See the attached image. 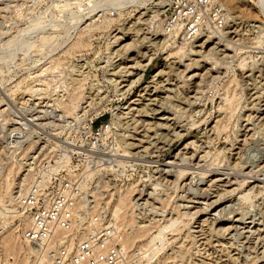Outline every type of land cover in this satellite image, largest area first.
Instances as JSON below:
<instances>
[{"label":"rangeland","instance_id":"obj_1","mask_svg":"<svg viewBox=\"0 0 264 264\" xmlns=\"http://www.w3.org/2000/svg\"><path fill=\"white\" fill-rule=\"evenodd\" d=\"M218 1L226 9L221 26L191 42L186 41L184 52L169 56L168 53L155 52L151 45L163 38L156 35L161 29L156 16L165 0L163 3L162 0H148L144 6L133 3L122 5L118 15L108 16L114 19L108 29L94 31L84 48L71 53L67 51V46L76 29L71 28L67 44L62 43L66 38L64 25H71L69 20L64 23L65 16L55 14L49 22H45L43 14L26 19L25 14L17 9L19 0H0V180L5 177L10 161H18L19 168L10 175V190L14 194L29 170L24 167L31 159L29 156L34 142L42 144L50 136L55 140L65 136L68 141L74 142V138L67 136L70 130L66 128L65 120L70 117L86 122L99 116L95 124L110 121L112 125L104 135L112 129L116 133L115 146L119 144L120 148L116 150L119 154L115 157H119V164H122L118 170L119 181L114 182L113 190L106 195L133 182L132 213L135 219L140 224H158L175 217L173 207L176 203L183 204L179 200L181 195L192 193L189 185L183 192L182 189L177 192L166 190V178L160 169L167 166L160 164L170 162L181 147L191 142L194 148L209 152L208 157L200 162L201 167L207 170L205 177L231 179L233 184L226 186L228 192L218 206L203 212L196 222L182 227L176 234L178 237L169 235L170 242L162 254L165 264H183L187 259L191 263L199 258L209 263L212 255L221 256L228 264H264V15L256 8L254 0H244V13L231 10L222 0ZM66 2L69 7L73 5L71 0H65L63 6ZM56 3L58 8L61 3ZM85 4V1L76 0L77 7L72 9L84 17L79 25L81 28L101 18L92 13H89L90 16L86 13L87 17L81 14ZM52 23L60 24V28H52ZM40 33L54 34L56 41L52 46L47 45L48 48L35 46L25 54V50L15 44L17 39L30 37L40 45ZM171 36L172 42L183 41ZM258 38L260 43H255ZM227 39L233 41V48L226 46ZM126 42L133 45L122 47ZM202 42L207 44L202 48L204 53H194L199 50L196 45ZM216 42L222 43V46L207 52ZM59 43L62 44L58 48H53ZM224 46L227 48L224 52L218 51ZM32 58L42 59L34 66ZM130 59L133 60L128 61ZM148 60L150 62L145 68L142 67ZM242 63L245 65L242 66ZM51 65L54 66L49 69ZM30 75H40L42 80L34 78V81L29 78ZM84 76L83 99L78 113H74L76 116L69 115L60 103L66 100L68 90ZM227 97L234 109L226 115ZM153 109L164 111L162 116L168 117L167 122L152 119ZM218 120L222 124L217 130ZM157 123L165 125L167 130L172 129V132ZM173 131L184 136L179 139ZM153 135L164 137V143L159 144L157 149H152ZM128 165L134 169L133 172L126 171ZM171 169L175 171L176 167ZM187 171L190 178L193 170ZM243 181L246 183L242 185ZM195 182L199 189L206 186V180L200 182L194 178L193 186ZM197 187L194 189L199 192ZM167 193L171 194L169 199L166 198ZM0 197L2 203L9 204L6 193ZM136 198L145 202L143 208L135 204ZM111 199L113 201L114 197ZM1 206L0 210L3 209ZM224 206L227 208L223 209L222 218L243 216L249 224V228L242 230L243 235L225 231L228 226L226 221H212V214ZM4 214L8 221L4 223L0 214V235L17 227L16 231L22 239L23 221L13 213ZM190 234L196 237L193 245L194 238L188 236ZM208 241L210 243L206 245ZM137 244L143 246L144 240H135L131 246ZM181 251L189 256H184V261L180 257L183 254ZM209 253L213 254L209 256ZM257 253L259 258L251 259ZM19 263L23 262L19 259ZM147 264L158 263L152 260Z\"/></svg>","mask_w":264,"mask_h":264},{"label":"built area","instance_id":"obj_2","mask_svg":"<svg viewBox=\"0 0 264 264\" xmlns=\"http://www.w3.org/2000/svg\"><path fill=\"white\" fill-rule=\"evenodd\" d=\"M57 1L60 8H56ZM64 1L19 0L17 9L26 19L43 14L49 22L55 14L68 16L76 9V0H71V7H63ZM81 1L86 3L82 13L98 19L119 13V6L110 0ZM225 10L218 0H169L157 19L163 30L190 41L221 26ZM98 117L86 122L69 117L67 136L74 142L65 136L45 142L47 151L16 199L17 208L28 219L21 232L30 247L27 260L19 263L16 255L0 253V264H145V247L121 241L118 220L103 201L119 181V165L113 148L116 133L112 129L104 135L112 125L110 121L95 124ZM127 169L134 170L130 165ZM95 205H99L97 210Z\"/></svg>","mask_w":264,"mask_h":264},{"label":"bare ground","instance_id":"obj_3","mask_svg":"<svg viewBox=\"0 0 264 264\" xmlns=\"http://www.w3.org/2000/svg\"><path fill=\"white\" fill-rule=\"evenodd\" d=\"M110 1H111V3L117 4L121 8L122 5H126L127 3H130V4L133 3L136 6H144L145 2L148 0H110ZM168 1L169 0H165V2H164V0H162V3L164 2L163 6H165L168 3ZM222 1H223V4L228 6L231 10L236 9L238 12L244 13L243 12L244 8H243V4H242L244 2V0H222ZM78 4H80V3L78 2ZM254 4H255L256 8L264 15V0H254ZM68 5H69V3L66 2L63 7H67ZM75 13L76 12L72 11L70 15L65 16L66 20L64 19L65 20L64 23L66 24V21L69 20L71 22V23L70 22L68 23V24H71L70 27L66 26V25H64L65 27L62 26V27H64V30H65V31H63V30L62 31L66 33V38H67V39L65 38V41L63 40L62 43L66 42V44H67L68 38H70L69 37L70 35L67 37L68 33L70 32V29L74 28V27L76 29V30L74 29L75 33H74V35H72L73 38L68 43V46H67L68 47L67 51H69V52L70 51H72V52L77 51V50L84 48L88 44L87 40L90 38V36L92 35V33L94 31L108 29L111 26L112 22H114L113 18L108 17V16H110V17H113V16L104 15L98 21L96 20V22H90L88 24H85V26L81 28L79 25L82 23L81 21H82V19H84V17H83V15L79 16L80 13H79V15H77L78 12L76 14ZM86 13H88V12H86ZM86 13H81V14L85 15ZM90 14H89V16H90ZM92 15H91V17H92ZM224 17H225V14H224ZM226 18H229V16H226ZM83 22H85V21H83ZM158 24H159V22H158ZM59 26H60V24L55 23L51 27L52 28L54 27V29H57ZM218 27H220V26H217L216 28H212V30L217 29ZM160 28L161 29L158 31L159 33L156 35H161V36H163V38L161 40L151 44L153 46L152 48H154L155 52L168 53L169 56L170 55H177L179 52H184L185 45L188 43V42H186L187 40H184L183 38L176 36L177 34L166 32L165 30H163L162 27H160ZM59 31H60V29H59ZM54 32H56V30H54ZM171 35L175 36V38L179 37V40H183L185 42H183V41L172 42L171 41V39H172ZM39 39H40L39 40L40 45H37L36 42H38V41H35V39L30 38V37H23L21 39H17L15 44L18 45L19 48L25 50V52H24V54H25V53H28L29 50L31 51L32 48H34L35 46H38L40 48H42V46L46 47L47 45L52 46L53 43L56 41V35H54V34H41L40 33ZM260 40L261 39L258 38L255 41V43H260ZM8 42H11V40ZM189 42H191V41H189ZM225 42H226V46L228 48L230 46L232 48L234 47L232 45L233 41H231V39H227V41H225ZM62 43H59L56 45L54 44L55 46H53V48H58ZM141 44H142V42H141ZM205 44L206 43L202 42L201 44L196 45V47L197 46L199 47V50H196L194 53L199 54L200 52H203L202 48L206 47V45H207V44L206 45ZM132 45H133V43H131V42L127 43L126 42V44H124L122 47L129 48ZM218 46H222V43L216 42L215 45L213 47H211V49H208L207 52H209L213 48L216 49ZM226 46H224L225 48L219 49L218 51H220L221 53L224 52L227 49ZM46 48H48V46ZM237 49L238 48L236 47V50ZM67 51L65 50V52H67ZM39 52H40V50H39ZM36 56H38V55H36ZM32 59H34V58H32ZM41 59L42 58H35L34 61H32L33 65L35 66L36 64L41 62ZM133 59H130L128 61H131ZM149 62L150 61L148 60V62L143 64L142 67L145 68V66ZM241 65L244 66L245 64L242 63ZM52 66H54V65H51L48 68L52 69ZM120 73H122V72H120ZM41 74H42V72H41ZM123 76H126V75L124 74ZM29 78H32V79L35 78L36 80H39V81L42 80V77L40 75L39 76L38 75H36V76L30 75ZM35 79H34V81H35ZM82 80H86V76H84V78H82V79H79L77 84L73 85L68 90L66 100H63L64 102L60 103V106L69 115H74V113L77 112V109L80 105L79 103L83 99L84 82ZM25 86H27V85H25ZM156 89L157 88L155 87V91H157ZM30 90H31V92L35 91L32 89H30ZM12 91L13 90H11V92ZM226 101L229 104V105L225 104V107H226L225 113L227 115L228 113L232 112V110L234 109V105H233L231 99H229L228 97L226 98ZM82 110H83V107H82ZM163 113H164V111H162L161 109H153L151 112V118L154 119L155 121H166V120H168V117L162 116ZM74 116H76V115H74ZM133 123H135V122H133ZM154 123H156V122H154ZM221 124H222V122H220L218 120L217 121V125H218L217 130L219 129ZM157 125L160 126L161 128H165V125H163L162 123H157ZM172 128H174V127H172ZM108 129L109 128H107L105 131H107ZM165 129H166V131L172 132L171 131L172 129L171 130H167L168 128H165ZM174 129H176V128H174ZM173 132L176 133L175 134L176 137L179 136V139L182 138V136H184V135H182L183 133L179 134L180 132L179 133L176 131H173ZM49 136H50V134H49ZM44 137H45V135H44ZM51 137L52 136H50V138L47 137V140L51 139ZM152 140H154V143L152 142V144H153L152 149L153 148L157 149V148H159L158 147L159 144L164 143V137L163 136H156L155 135L154 137H152ZM165 141H167V140H165ZM35 144L36 143L34 142L32 147H34ZM190 144H192V143L191 142L186 143L183 147H181V149H179L178 152H176L171 157L170 162H168V163H162L161 162L162 164H160L162 166H164V164H166V166H167L166 169H165V167L160 169V171H162V172L164 171L163 174L165 175V178H166V179L164 178L166 181V190H172L173 192H177L179 189H182V192H183V190L186 189V187L188 185H189V189L192 190L191 191L192 193H190V194L188 192H186L187 193L186 195H181L179 200H181L183 202V204L176 203V205H174L173 210L175 211L174 212L176 215L175 217L172 216V217L166 219L165 222H160L158 224L154 223L151 225L150 224L145 225V224L138 223L137 220L135 219L134 214L132 213L133 212L132 206H133V199H134V197H132V192L135 189V185L133 182H129L128 184L124 185L123 187H119V188L115 189V191L110 192L108 196L106 195L107 199L105 198L106 200L104 202L108 207H109V205H111L109 207L110 213L112 215H114V217L118 220L117 225L119 227H121V229H122L121 241L124 244H126L127 246H131L135 240H140V241L144 240V245L142 247H146L145 251L147 252L145 260H144L145 264L151 262L152 260L153 261L156 260V263H158V264H165V257L162 254H163L165 247L168 246V243L170 242L171 236L179 234L180 231L182 230L181 228L189 225L192 221L196 222L197 217H199L203 212H208L211 208L218 206V204L220 202H222V200L224 199L225 193L228 192L226 190V186L233 184V181H231V179L223 180L221 177L219 178L217 176L216 177L213 176L211 178H206L207 177L206 176L207 170L205 168L201 167L200 162H202L203 160L206 159V157H208L209 152L208 151L202 152V151L194 148V146H191ZM116 146H115L116 148L113 147L114 148V154H117L118 152H116V150L118 148H120L119 144ZM38 147H39V149L35 152H32L29 156V158H31V159L26 162L24 169L29 168V170L25 173V175L23 177V181L21 182V185L19 186V189L16 192H14V194H16V195H14L13 192H11V190H10V188H11V176L10 175L19 168L20 164L18 163V161H14V162L10 161V163L8 165L9 168L7 170L5 177L2 180H0V195L3 193H6V195L9 198V204L8 205L5 203H2L3 199H0V203L2 205V206L1 205L0 206L4 209L5 212L13 213V216L18 217L19 220H22L23 221L22 222L23 228L28 224V219L25 216H22V213L17 208L16 199H17L18 193L23 189L24 184L28 181V178L30 177V175L33 172L36 165L38 164L40 158L47 151V148H46L47 145L45 142L40 144ZM12 157H13V155H12ZM215 159H217V157ZM115 160L120 167L122 164H119V157L118 158L115 157ZM122 161H120V163H122ZM180 161H186L187 163L181 164ZM85 165L87 166V163H85ZM172 167H176V170L173 171L171 169ZM259 167H260V165H259ZM190 169L193 170V172H192V176L189 178L190 174L187 173L188 172L187 170H190ZM188 178H189V180L186 182L185 180ZM194 178L198 179V181H200V182L206 180V186L204 188L201 187L199 189V187H197L196 182L193 186L192 180ZM244 183H246V181H243L241 184L243 185ZM195 186L197 187V189H199V192L196 189H194ZM155 189H157V186L155 187ZM194 190H196V192H193ZM198 193H199V195H198ZM248 193H249V191H248ZM245 194L247 195V193H245ZM170 195L168 194L166 198L169 199ZM113 197H114V199L112 201L111 198H113ZM215 197H217V198H215ZM139 199L140 198H136L135 204L137 206H140L143 208L145 206V202L141 201V204H138ZM110 200H111V202H110ZM233 202H234V200H233ZM153 203H152V205H153ZM98 207H99V205H95L94 209L97 210ZM224 208H227V207L224 206L212 214V217H211L212 221L213 220L216 222L217 221H226L228 223V226L225 228V231H229V232L234 231L235 235H237V236L243 235L244 232L242 230L247 228V227L249 228V224H246L247 222L243 220L244 219L243 216H240L236 219L234 216L231 218L229 216L226 219L222 218L220 215H221ZM3 209L0 210V214L2 216V217L1 216L0 217L4 220V223H6L8 221V219L6 217V214H4L5 212L3 211ZM152 209H153V207H152ZM211 219H210V221H211ZM203 222H205V221H203ZM249 223L251 224L252 221H250ZM16 228L17 227H15L14 229H11V231H7L8 233H6L4 235H0V248L2 249V253L14 254L18 257V260L20 259L21 262L25 263L27 260L28 252L30 251V247L23 241V239H21L20 234L16 231ZM81 233H82V230L80 231V234ZM169 235H171V236H169ZM188 236H191L194 238V239L192 238L193 242L191 244V245H193V243H195L194 242L195 238H196L195 235L190 234ZM244 237H246V236H244ZM205 239H206V237H205ZM207 239L209 240V238H207ZM209 243H210V241H208L206 245H209ZM184 251H181V253H183V254L180 256V257H182L183 261L185 260V259H183V258H185L184 256L187 257V255H185ZM21 253H22V255L19 256ZM211 254H213V253H209L208 255L210 256ZM224 255L227 256V254H224ZM259 255L260 254L257 253L255 255V257H251V259H253V258L258 259ZM221 258H222L221 256H215L214 257L212 255L209 258V263H206L203 258L196 259L195 261L193 260L194 262L190 261L191 263H189L188 259H187V262L189 264H211V263H213V264H228V262H225V260H222ZM185 262H186V260L184 261L183 264H188L187 262L186 263Z\"/></svg>","mask_w":264,"mask_h":264}]
</instances>
